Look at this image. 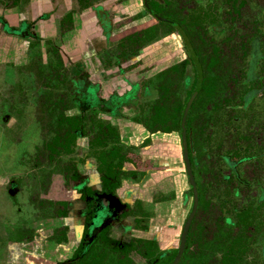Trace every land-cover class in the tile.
Returning <instances> with one entry per match:
<instances>
[{
  "label": "rangeland",
  "instance_id": "374dc122",
  "mask_svg": "<svg viewBox=\"0 0 264 264\" xmlns=\"http://www.w3.org/2000/svg\"><path fill=\"white\" fill-rule=\"evenodd\" d=\"M31 1L19 0L20 7H15L14 0H0V264L12 263L13 247L43 241L45 230L51 228L56 203L65 201L63 185L71 162L83 180L73 189L74 195L80 192L86 196L91 189L93 197L111 198L101 191L98 156L89 153V139L99 133V123L113 127L118 136L106 137L105 146L98 150L117 148L122 156L133 160L122 169L132 174L131 179L122 178L125 191L120 192L121 197L132 183L149 196L152 191L165 198L179 192L181 204L186 203L180 210L181 233L175 238V244H179L194 204L184 166L180 121L199 79L182 36L173 26L142 11L141 6L139 12L123 9L135 0L112 3L115 11L106 12L105 19L108 25L112 21L110 26L114 28L109 33L98 23L100 33L92 39L104 72L96 81L92 74L78 68L84 64L79 63L77 49L71 47V37L62 22L67 14L64 2L58 0L55 11L40 9L36 13L32 12ZM107 1L114 0L92 3ZM72 2L71 9H79L81 2ZM160 2L150 0L153 11L181 24L204 68V88L191 108L188 123L194 149L190 161L201 195L192 229L202 230L200 234L213 230L219 237L212 244L219 248L224 245L225 251L231 244L232 230L246 229L237 224L238 214L249 212L256 260L264 248V200L258 202L264 189V136L257 130L259 126L264 128V0ZM79 17L74 18L72 13L68 17L75 20L74 33L83 30ZM27 19L32 22L30 27ZM124 28L128 31L121 33L124 40L118 43V34ZM253 42L263 56L257 67L252 61ZM110 60L115 63L108 66ZM120 63L127 65L121 68ZM253 66L257 79L249 81ZM114 81L128 83L127 95L109 90L108 83ZM158 102H165L167 111V117L160 120L150 108ZM241 104L245 105L243 111L237 110ZM130 107L136 108L133 116L126 113ZM62 115H85L81 129L76 131L73 155L50 150L53 139L68 127ZM160 127L171 133L158 132ZM172 135L179 156V187L175 176L165 174L157 159L167 153L166 139ZM238 150L244 152V161L229 169L223 156ZM239 176L244 182H239ZM228 177L234 184L229 192L224 189ZM158 212L159 225L166 227L163 218L167 208L160 206ZM92 244L86 242L84 255Z\"/></svg>",
  "mask_w": 264,
  "mask_h": 264
},
{
  "label": "flooded vegetation",
  "instance_id": "af4514ba",
  "mask_svg": "<svg viewBox=\"0 0 264 264\" xmlns=\"http://www.w3.org/2000/svg\"><path fill=\"white\" fill-rule=\"evenodd\" d=\"M79 1L81 2V5H79V9L76 10L71 9L73 8V2L70 3L71 0L60 1V3L64 2V7L67 9L66 11L67 14L62 19V22L64 23L66 31L68 30L67 32H69L68 37H71L70 38L71 44L73 43L71 47L75 46L77 49L76 54H77V58H79L78 60H80L79 63L83 61L84 65L81 66L82 68L80 66L78 68H80L82 72L85 71L86 75H88V73L92 74V76H94L97 81L98 79L97 77H100L104 72H103V68L101 67L102 64L97 58V53L95 52V48L93 47L92 39H94L95 37L94 35L96 33L98 34L100 33L97 30L98 23L100 24L102 29L108 30L109 33L111 29L114 28L113 25H111L112 28L110 26V23L112 21L109 22V25L107 24L105 19L106 12L113 13V11H115L114 10L115 8L113 7L112 3L121 0L104 2V3H109L107 5H104V3L94 4L92 3V0H79ZM56 3H58V0H51V6H46V8L32 5L33 8L32 12L35 11L36 13H38L39 11H41L40 9H43L44 11L49 10L51 12L55 11ZM160 3L165 4V0H161ZM14 5L15 7H20L19 0H14ZM149 5L152 9L150 0H149ZM139 6H141L142 11H146L149 13L145 5V0L132 1L131 4H129L126 9L125 8L123 9L125 11L133 12L134 10V12H139L140 10L137 9ZM71 13L74 18L76 15L81 16V18L79 17V19H81L80 22L82 23L83 30L81 29L78 30L76 33H74L75 29H77V26L75 20H72L70 18L68 19ZM28 24L30 27L32 25V22H29ZM177 24L181 26V24L179 23ZM126 29L127 28H124L121 30V32H119L118 35H119V39L121 40L118 43L123 42L124 38H121L120 36L121 33H123ZM126 31H128V29ZM107 38L108 37H106V39ZM0 40H3V38H0ZM68 42L69 40L67 41L66 47L69 49ZM253 47L254 49L252 51V61L254 62V66L257 67L259 61L262 60L263 56L261 55L257 42H253ZM121 54L122 53L119 52L120 57ZM190 56L193 60L191 53ZM199 60L202 65V61L200 58ZM114 63H115L114 61L110 60L107 63V65L110 66V64H114ZM126 65L123 63L119 64L121 68L123 66L126 67ZM254 66L249 71L248 74L249 81L257 79V73ZM123 71L124 69H122V72ZM79 72L80 71H77L78 74ZM203 72H204V68H203ZM100 83H102L101 86H104L105 84L103 81ZM123 83L125 82L123 81L122 84ZM122 84L116 81L112 83H108V85L110 86L109 90L111 92H115L116 94H119V96L124 94L127 95L129 91L127 87L128 83L126 82V84L123 85ZM204 84H205V78H204ZM204 84H203V88H204ZM82 86L86 87L84 81L82 82ZM94 99L96 100V102H99L97 101L96 98ZM100 101L103 100L100 99ZM150 108L153 111V114L155 115V118L157 120H160L161 117H167L165 102H160V103L158 102L156 104H152ZM244 108L245 105L243 104L237 106V110L239 109L243 111ZM135 109L136 108L130 107L129 112L126 113L131 114L133 116L135 114L134 113ZM183 114L181 117L180 126L182 125ZM78 117H80V121H81L80 128L78 129L80 130L85 115H78ZM98 118L101 119L100 112L98 113ZM137 122L138 120L136 121V123ZM188 123H189V115H188V121L186 127H187V137H188V147H189V159H191L194 149H193V141L191 140L190 135L188 136ZM159 129L160 130L158 132H163L164 134L171 133V131L167 128L162 129L160 127ZM78 130H75V136H76V131ZM257 130H260L264 136V128H262V126H259V129L257 128ZM97 136L98 133L97 135L89 139V145L92 148L91 151L89 149V153L92 152L93 154H98L99 151L98 147L94 146L92 143L94 142ZM181 137H182V127H181ZM173 140H174V135L166 139L165 144H168L167 145L168 149L166 150L167 153L165 152L166 154L163 157L157 159L159 161L158 162L159 167L166 169L165 174L175 176L176 186L179 187L180 185L179 183H181L180 181H178L179 176L177 175L178 173H180L179 156H178V149L175 146V141ZM74 141H75V145L73 148L75 150V147L77 146L76 144L77 136ZM182 149H183V144H182ZM60 150H63V153L68 155H73L75 152L73 151L72 153L69 154L66 153V151L62 147H59L57 149V153L60 152ZM51 152L53 153L54 151ZM243 154L244 152H240V150H238L229 157L226 156L224 158L223 156V161L225 162L226 166H228L229 169H233L241 161H244ZM124 158H127L128 160L126 159L127 161L123 162L122 169L124 168V164L126 162L133 163L131 156H125ZM235 158H237L236 161H234ZM183 160L185 162L184 151H183ZM117 162L118 161H116V163ZM72 163L73 162H71V164ZM184 166L186 167V163L184 164ZM99 168L100 165L97 168V174L99 175L98 180L101 185V191H104L103 193L107 196H110L111 198L101 197L99 199L98 196L93 197V194H95V192L91 189H88L86 191L87 194L86 196L80 192L78 194H75L71 198L70 203H67L68 205L66 207H63L61 205H58V203H56L57 206L56 212L51 216L52 220H50L51 222L49 226L51 228L45 230L43 241H41V243L38 242V244L28 247H24V246L22 247L18 245L17 247H13L10 250L12 263H8L4 261L1 264H264V248L261 250V252H258L259 255L255 260L254 254L256 253L257 250L255 245L256 238L252 240L254 234L251 237L249 233L250 232L249 221L251 215L249 212L238 214L239 216L237 218L238 221L237 224L246 227V229H240V230L238 229V231L236 229L232 230L233 238L232 241L230 242L231 244L224 251V245L219 248L218 245L214 246L215 244H212L213 240L219 237V235L213 234V230L210 231L211 234H204L208 232L206 230H203L204 233L200 234L202 230H199L197 232L196 230L192 229V226L194 225V221L196 220L200 211L201 195H200V190L198 188L199 196H200L198 213L195 219L193 220L190 229L188 230V234L185 237L186 244L183 248L182 242H183L184 231L186 229V224L191 214L185 223L184 229L180 236V241L178 242L179 244L176 245L175 238H177L178 235L181 233L179 226L181 224V220H183V218L180 215V210L181 208H184L186 206V203L181 204L178 191L174 193L175 197L172 196L165 198L164 196H160L161 194L156 193L155 191H152L150 196L148 194L144 195L141 194L140 190H136V188L133 185L134 183H132L131 181L130 183L132 184L129 185L130 188L128 192H125L124 194L122 193L123 197H121L120 192L125 191L122 178L129 176L128 178L131 179L130 176L132 172L129 173L127 171V173H124L119 179L117 190L115 192H110L105 188V184L103 182V175L100 173ZM192 170L194 173L193 166H192ZM76 172L78 174L76 182L71 181L70 185H67V178H66L68 177L67 175L71 174L70 176H75L76 174L73 173ZM81 179L82 178L80 177V173L76 165L74 164L70 165L66 169L65 183L63 186L64 187L70 186L72 187V189H74L78 184H80L83 181ZM230 179L231 177H228V179L226 178V180L224 181V189H226L227 192H229L231 188L230 185L232 186L234 185ZM237 179L239 180L240 183L244 182V181H240V176L237 177ZM239 187L242 189L244 188L243 185H239ZM261 193L262 196L258 199V202L264 200V189L261 191ZM114 197L116 198L114 199ZM111 199H114L116 202L114 203V201ZM160 206L167 208V213L164 214V218H163V221L167 222L166 227L159 225L158 208H160ZM134 207H136L137 211H135ZM58 223L59 225H57ZM195 232L196 234H194ZM40 234L43 235L44 232H41L40 230ZM193 236L197 238L194 239L192 238ZM221 237L223 238L224 235L223 236L221 235ZM88 240H90L91 244L92 243L93 244L91 245L89 252L86 255H84V252H86L85 244ZM195 240H200L201 243H194ZM89 254H91L90 255L91 257H89Z\"/></svg>",
  "mask_w": 264,
  "mask_h": 264
},
{
  "label": "trees",
  "instance_id": "16d2710c",
  "mask_svg": "<svg viewBox=\"0 0 264 264\" xmlns=\"http://www.w3.org/2000/svg\"><path fill=\"white\" fill-rule=\"evenodd\" d=\"M62 121L66 122L68 127L66 128L65 133L62 136H56L53 139L52 144L50 145V150L57 152V149L59 147H62L66 153H72L74 151V145H75V130H78L80 128V117L78 116H66L62 115ZM100 131L98 133V136L94 140L93 145L96 147L105 146V139L108 136L117 137L118 133L114 130L113 127H107L103 124L99 123ZM98 160L100 162V168L99 171L103 175V182L105 184V188L110 192H115L118 188L119 179L124 174L122 173L121 169L123 167V162L127 161V158H124L121 156L120 151L117 148L110 149L109 151L101 150L98 151ZM127 159V160H126ZM116 161H118L116 163ZM73 165V164H70ZM70 171V170H69ZM76 174L75 176H70L71 174H68L67 178V185H70L71 181L76 182V179L78 177L77 172L73 173ZM64 202H58V205H61L63 207H66L70 203L71 198L74 196V192L72 187H64Z\"/></svg>",
  "mask_w": 264,
  "mask_h": 264
},
{
  "label": "water",
  "instance_id": "95a60500",
  "mask_svg": "<svg viewBox=\"0 0 264 264\" xmlns=\"http://www.w3.org/2000/svg\"><path fill=\"white\" fill-rule=\"evenodd\" d=\"M145 5L147 10L149 11V13L156 18L157 20H159L160 22H164L167 24H170L172 26H174L178 32L180 33V35L182 36L183 40L185 41L192 57L193 60L196 64L197 70H198V85H197V89L194 92V94L192 95V97L190 98L184 114H183V118H182V144H183V151H184V159H185V163H186V167H187V173H188V177H189V182L191 184V187L193 189V194H194V206H193V210L191 213L190 218L187 221L186 224V229L184 231V236H183V242H182V246L184 248L185 244H186V235L188 234V230L191 227V224L193 223V220L195 219L197 213H198V208H199V203H200V196H199V190H198V186L195 180V176L192 170V166L190 163V159H189V147H188V137H187V121H188V115L190 113V110L196 100V98L198 97V95L200 94L202 88H203V84H204V72H203V68L201 65V62L197 56V53L194 49V47L192 46V43L188 37V35L186 34V32L184 31V29L178 25L177 23L167 20L165 18L160 17L158 14H156L155 12L152 11L150 5H149V0H145ZM183 251V250H182Z\"/></svg>",
  "mask_w": 264,
  "mask_h": 264
},
{
  "label": "crops",
  "instance_id": "0c3cea01",
  "mask_svg": "<svg viewBox=\"0 0 264 264\" xmlns=\"http://www.w3.org/2000/svg\"><path fill=\"white\" fill-rule=\"evenodd\" d=\"M31 5H35L37 7L51 6V0H32ZM170 174H171V171H170ZM178 181L180 182L182 181L180 177L178 178Z\"/></svg>",
  "mask_w": 264,
  "mask_h": 264
}]
</instances>
